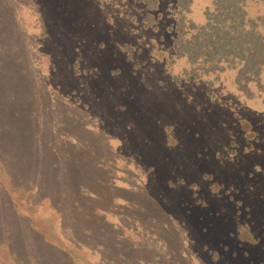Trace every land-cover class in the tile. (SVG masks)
I'll list each match as a JSON object with an SVG mask.
<instances>
[{
  "label": "rangeland",
  "instance_id": "rangeland-1",
  "mask_svg": "<svg viewBox=\"0 0 264 264\" xmlns=\"http://www.w3.org/2000/svg\"><path fill=\"white\" fill-rule=\"evenodd\" d=\"M178 1L0 0V264H264V75L176 54Z\"/></svg>",
  "mask_w": 264,
  "mask_h": 264
},
{
  "label": "trees",
  "instance_id": "trees-1",
  "mask_svg": "<svg viewBox=\"0 0 264 264\" xmlns=\"http://www.w3.org/2000/svg\"><path fill=\"white\" fill-rule=\"evenodd\" d=\"M209 1L203 10L204 22H189L188 34L183 36L182 30L174 39L176 54L190 63H200L206 71L217 72L226 65L235 68L234 81L240 89L245 90L253 80L258 85L264 75V34L246 14L247 0ZM179 4L185 6L183 0ZM182 24L178 22L177 28Z\"/></svg>",
  "mask_w": 264,
  "mask_h": 264
}]
</instances>
